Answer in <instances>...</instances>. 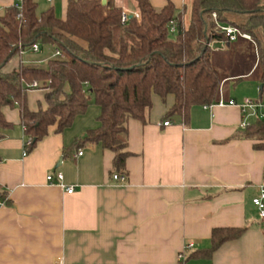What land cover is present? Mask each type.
<instances>
[{
	"label": "crops",
	"instance_id": "crops-1",
	"mask_svg": "<svg viewBox=\"0 0 264 264\" xmlns=\"http://www.w3.org/2000/svg\"><path fill=\"white\" fill-rule=\"evenodd\" d=\"M45 1L63 4L65 15L66 0ZM150 1L157 9L172 2L181 10L192 0ZM13 4L0 0V15ZM115 4L139 11L136 0ZM211 44L212 55L229 49L236 55L226 60L228 73L216 67L222 77L218 99L241 102L234 87L247 79L262 88L252 38ZM24 56L9 60L5 70L15 71L21 62L39 66ZM45 93L27 91L31 110L47 107ZM217 100L208 108L192 106L185 120L165 118L173 95L163 101L153 94L145 121L128 122L124 182L113 178L111 150L90 141L75 145L99 126V105L91 102L63 131L50 126L31 151L21 104L4 106L10 126L0 129V189L6 192L0 200V264H264V219L253 203L264 186V150L241 137L240 108ZM58 172L62 183L74 186L72 193L60 186ZM217 227L246 230L206 256ZM189 241L194 246L181 262Z\"/></svg>",
	"mask_w": 264,
	"mask_h": 264
},
{
	"label": "trees",
	"instance_id": "trees-1",
	"mask_svg": "<svg viewBox=\"0 0 264 264\" xmlns=\"http://www.w3.org/2000/svg\"><path fill=\"white\" fill-rule=\"evenodd\" d=\"M136 2L140 18L126 22L115 0H107L106 5L101 0H66L63 17L55 14L53 5L39 12L37 0H23L21 9L14 4L7 7L0 15V66L34 51L36 43L52 44L63 56L53 54L44 67L23 62L15 71L5 70L6 64L0 67V129L10 126L3 107L21 104L27 151H31L50 126L63 131L93 102L101 108L100 124L77 138L75 145L101 144L114 153L115 173L127 174L128 122L145 121L153 94L163 101L173 95L165 118L177 115L185 120L192 106L218 99L222 77L212 61L211 43L230 44L222 26L232 25L251 36L264 84V0H192L181 10L172 2L161 9L150 0ZM34 80L46 91L47 107L37 110L26 103V84ZM241 137L264 150V119L250 123ZM5 197L0 189V200ZM245 230L214 228L212 244L202 253L210 256Z\"/></svg>",
	"mask_w": 264,
	"mask_h": 264
},
{
	"label": "built area",
	"instance_id": "built-area-1",
	"mask_svg": "<svg viewBox=\"0 0 264 264\" xmlns=\"http://www.w3.org/2000/svg\"><path fill=\"white\" fill-rule=\"evenodd\" d=\"M48 1L51 2L52 0H48ZM22 2L23 0H14V5L17 8L21 9ZM20 16H21V13L18 14V17ZM131 17L140 18V12L139 11L131 12L123 8L121 12L122 21L126 22ZM221 28L223 31L226 32L230 41L237 39V37L239 36L251 38L249 34L241 32L239 29H237L236 27L232 25H225V26H222ZM171 30L175 31V26H172ZM33 50L35 52H38L40 50V46L38 43L33 45ZM22 54H23V51H20V55ZM54 55L62 57L63 53L59 49H56ZM26 87L28 88V90H33V89L40 88V84L37 80H34L31 83H27ZM217 104L220 106H223L225 104L238 106L243 114V119L240 123V127L242 129L246 128L250 124L248 123L247 119L251 117L252 115H256L257 118L264 119V112L262 111V108L264 107V92L257 97H245L241 102H236L234 99L226 100L223 98V96H220L219 99L217 100ZM208 107L209 105H205V108H208ZM168 124H170L169 120L164 122V125H168ZM78 153L82 154L83 152L80 150ZM56 176L58 177L60 181V186L65 188L66 192L72 193L74 191V186H67L64 183H62L63 178H64V175L62 172H58ZM113 178L115 180L124 182L127 179V175L124 173H115L113 175ZM52 179H53V175L49 174L47 176V180L49 182H52ZM253 203L258 209L259 217L261 219H264V186H261L259 195L253 198ZM193 246H194L193 241L187 242L184 251H182L179 254V259L181 262H183L185 259V251L187 249L192 248Z\"/></svg>",
	"mask_w": 264,
	"mask_h": 264
},
{
	"label": "rangeland",
	"instance_id": "rangeland-1",
	"mask_svg": "<svg viewBox=\"0 0 264 264\" xmlns=\"http://www.w3.org/2000/svg\"><path fill=\"white\" fill-rule=\"evenodd\" d=\"M38 1V11L41 12L42 10L46 9L47 7L51 6L48 2L45 0H37ZM63 4L60 2H56L54 6L55 14L58 17H63ZM187 13V16L188 17ZM40 50L38 52L35 51H28L24 52V61H27L29 57H32L35 59V63L39 66L44 67L47 64V61L50 57L53 56L55 52V47L52 44L48 43H41L40 44ZM29 55V56H28ZM236 57L235 51L233 53L232 49H229V51L224 53H213L212 55V61L215 67L221 68L220 73L223 71L225 73H228V71H231V64L227 62V59H230ZM235 91L237 93L242 94V98L245 97H257L259 95V88L258 85L252 81V79L244 80L243 82H240L237 86L234 87ZM262 111L264 112V107L262 108ZM257 119L256 115H252L247 119L248 123H252Z\"/></svg>",
	"mask_w": 264,
	"mask_h": 264
},
{
	"label": "water",
	"instance_id": "water-1",
	"mask_svg": "<svg viewBox=\"0 0 264 264\" xmlns=\"http://www.w3.org/2000/svg\"><path fill=\"white\" fill-rule=\"evenodd\" d=\"M101 1H102V4L103 5H106L107 4V0H101ZM5 64H6V61L3 62L0 67H3ZM261 87L263 88L264 87V84H262Z\"/></svg>",
	"mask_w": 264,
	"mask_h": 264
}]
</instances>
